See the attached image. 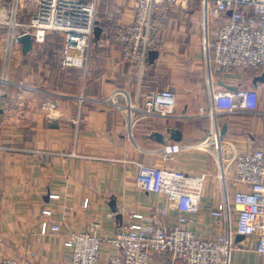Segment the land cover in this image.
Here are the masks:
<instances>
[{
  "label": "crops",
  "instance_id": "0c3cea01",
  "mask_svg": "<svg viewBox=\"0 0 264 264\" xmlns=\"http://www.w3.org/2000/svg\"><path fill=\"white\" fill-rule=\"evenodd\" d=\"M135 2L99 0L96 26L102 31L93 38L85 68L62 66L64 36L58 31L48 32L40 47L33 41L27 53L21 42V55L7 61L6 27L0 24V260L63 264L68 252L63 238L71 231L99 221L101 233L110 235L131 207L158 214L168 199L137 189L138 162L207 173L202 210L190 228L208 237L221 229L209 215L223 196L218 169L212 149L200 144L212 124L200 110L209 98L200 42L202 2L157 5L161 49L150 53L142 73L136 64L122 60L117 40L135 16ZM0 3L10 7L12 0ZM20 18L28 21L29 15L23 12ZM263 73L235 70L215 78L218 88H226L223 79L227 85L254 86L259 92L258 111L218 115L225 152L264 147V81L254 82ZM167 88L177 97L175 115L148 116L132 108L146 93ZM177 130L180 140L174 138ZM229 188L232 195L233 180ZM86 197L89 204L84 207ZM44 207L53 209L50 219L62 224V236L43 230L49 220L41 213ZM169 221L176 222L173 211ZM237 236L231 264L260 263L257 238ZM168 259L154 252L150 264Z\"/></svg>",
  "mask_w": 264,
  "mask_h": 264
},
{
  "label": "built area",
  "instance_id": "2783aa9c",
  "mask_svg": "<svg viewBox=\"0 0 264 264\" xmlns=\"http://www.w3.org/2000/svg\"><path fill=\"white\" fill-rule=\"evenodd\" d=\"M185 1L136 0L133 20L117 36L122 60L136 64L142 73L150 53L161 49L162 24L155 17V8ZM201 2V46L209 98L208 105L200 110L212 124L208 137L200 144L205 150L212 149L218 169L223 196L209 215L221 229L208 237L190 228L197 224L202 210L207 173L138 162L137 189L163 195L168 203L156 215L129 208L110 235L101 233L99 221H91L86 229L71 231L63 238L68 251L63 264H150L154 252L169 257L165 264H231V253L238 247L235 235L255 236L256 253L262 259L257 264H264V147L237 154L225 152L217 123L220 113L258 111L259 92L254 86L218 88L215 79L235 70H264V0ZM98 4L99 0H12L10 7L0 3L7 52L11 55L21 45L24 34H30L37 44L45 40L48 32L58 31L64 35L62 66L87 67ZM23 12L29 15L28 21L21 20ZM10 59L7 57V61ZM132 108L148 116L166 118L175 115L177 97L168 88L150 91L142 103L135 101ZM230 180L236 184L232 195ZM83 204L87 207L89 198ZM170 211L176 215L175 223L169 221ZM41 213L49 219L44 221L43 230L62 236V224L50 219L53 209L44 207ZM0 264L19 263L5 257Z\"/></svg>",
  "mask_w": 264,
  "mask_h": 264
},
{
  "label": "water",
  "instance_id": "95a60500",
  "mask_svg": "<svg viewBox=\"0 0 264 264\" xmlns=\"http://www.w3.org/2000/svg\"><path fill=\"white\" fill-rule=\"evenodd\" d=\"M101 31H102L101 30V27L96 26V28H95V35L96 36H99L100 33H101ZM21 41H22V44H23V51H24V53H27L28 51H30V49L32 47L33 37L30 34H24L22 36V38H21ZM156 52L157 51H152L151 52V56L157 54ZM258 80L264 81V73L262 75L256 76L254 78V82H257ZM221 83H222V85H225L229 89H233V90H236L237 89V87L234 86V85H227V84H225L223 82H221ZM181 137H182L181 132L179 130H177L176 133H175L174 138L176 140H180ZM243 237H244L243 235H239V236H237V239H241Z\"/></svg>",
  "mask_w": 264,
  "mask_h": 264
},
{
  "label": "rangeland",
  "instance_id": "374dc122",
  "mask_svg": "<svg viewBox=\"0 0 264 264\" xmlns=\"http://www.w3.org/2000/svg\"><path fill=\"white\" fill-rule=\"evenodd\" d=\"M48 34V33H47ZM47 34H46V37H47ZM62 34V33H61ZM63 35V34H62ZM64 36V35H63ZM46 37H45V39H46ZM201 39H202V32H201V35H200V42H201ZM45 41V40H44ZM43 41V42H44ZM7 42H8V40H7V38L5 37V39H4V48H3V53H4V57H15L16 55H21V49L19 48V47H16L15 49H14V51L11 53V55L7 52ZM42 42V43H43ZM42 43H37L36 45H37V47H40V45H42ZM40 44V45H39ZM51 44H52V42H51ZM201 48H202V46H201ZM40 51V50H39ZM47 52L49 53V55L50 54H54V52L52 51V50H48L47 49ZM44 53H46L45 51H44ZM204 57V56H203ZM205 80V79H204Z\"/></svg>",
  "mask_w": 264,
  "mask_h": 264
},
{
  "label": "trees",
  "instance_id": "16d2710c",
  "mask_svg": "<svg viewBox=\"0 0 264 264\" xmlns=\"http://www.w3.org/2000/svg\"><path fill=\"white\" fill-rule=\"evenodd\" d=\"M245 72H247L249 75H251V74H254L256 71H253V70L247 69V70H245Z\"/></svg>",
  "mask_w": 264,
  "mask_h": 264
}]
</instances>
